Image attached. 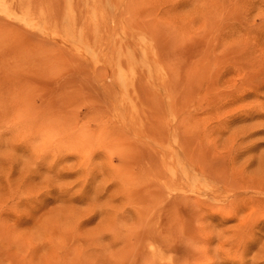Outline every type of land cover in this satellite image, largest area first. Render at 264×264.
<instances>
[{"label":"rangeland","instance_id":"1","mask_svg":"<svg viewBox=\"0 0 264 264\" xmlns=\"http://www.w3.org/2000/svg\"><path fill=\"white\" fill-rule=\"evenodd\" d=\"M0 264H264V0H0Z\"/></svg>","mask_w":264,"mask_h":264}]
</instances>
